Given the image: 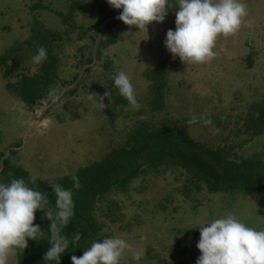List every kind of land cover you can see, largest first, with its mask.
I'll return each instance as SVG.
<instances>
[{
	"label": "rangeland",
	"instance_id": "rangeland-1",
	"mask_svg": "<svg viewBox=\"0 0 264 264\" xmlns=\"http://www.w3.org/2000/svg\"><path fill=\"white\" fill-rule=\"evenodd\" d=\"M39 1L0 0V58L15 47L28 50L26 56H19L18 65L12 61L0 65V151L16 150L9 155L11 162L31 177L53 180L70 175L100 161L110 147L121 145L138 115L132 114L136 110L128 102L106 109L114 91L113 77L126 72L143 106L141 98L151 85L145 74L163 61L165 112L188 128L191 139L218 147L225 136H230L228 143L235 145L237 153L264 157V136L252 139L246 134L229 133L236 116L245 112L247 105L264 102V0H245L246 20L254 21L253 27L245 26L235 35L219 38L215 57L192 66L178 57L173 59L164 47L167 31L175 30V8L167 10L163 23L148 25L145 34L118 20L121 10H114L106 0H77L69 25L59 17H70L69 0ZM178 2L171 1L175 5ZM37 23L60 32L62 39L53 50L59 64L51 92L30 106L10 90L18 76H33L40 70V65L32 62L35 54L25 45ZM108 26L115 43L106 44L100 59L84 74ZM89 95L105 97L104 109L98 108ZM55 96L59 100L54 102ZM205 114L213 125L188 123L193 116ZM148 117L150 114H145L143 119ZM245 140L247 144L239 148ZM185 185V178L174 170L157 174L148 171L134 180L128 191L111 194L97 205L96 217L103 224L106 238L125 239L131 245L120 264L170 261L178 251L180 259L196 264L200 255L196 247L198 228L228 214L264 230V192L228 196L210 194L206 189L197 193L189 188L182 193ZM9 264H15V255L10 256Z\"/></svg>",
	"mask_w": 264,
	"mask_h": 264
},
{
	"label": "trees",
	"instance_id": "trees-1",
	"mask_svg": "<svg viewBox=\"0 0 264 264\" xmlns=\"http://www.w3.org/2000/svg\"><path fill=\"white\" fill-rule=\"evenodd\" d=\"M69 1L71 2L68 6L70 17L67 19L63 14H59L63 24L66 25L72 20L71 16L77 4V0ZM37 6L39 5L35 7ZM108 27L100 37L98 51L88 60L89 66L84 70V74H88L91 71L90 66L98 58L100 59L106 44L115 43L112 30L110 26ZM61 39L62 36L58 31L45 29L38 23L33 27L32 35L25 45L34 54L41 46L45 47L47 59L40 65L37 74L18 76L20 79L17 83L11 85L10 92L24 104L32 106L49 96L57 77L59 64V59L54 55L53 50ZM27 51L23 46L11 49L0 58V65L6 66L8 61L18 65L17 59L20 55L26 56ZM165 66L166 62L163 61L156 69L145 74L151 85L145 96L141 98L143 106L132 113L138 115V121L127 128L121 145L110 147V151L100 161L83 166L75 173L56 177L53 180L36 179L35 184L29 183L30 187L47 192L53 205L55 198L52 195V186L60 184L73 191L74 216L63 232L69 237L79 233L81 239L78 248L70 247L61 257L60 264H71L73 255L81 257L93 241L106 238L103 224L96 217L97 205L111 194L128 191L129 185L148 171H154L155 174L160 171H176L185 178L186 185L182 193H186L189 188L197 193L206 189L210 194L228 196L264 192V157L257 154L247 156L237 153L235 145L228 143L230 136H225L223 145L218 147L195 141L188 135V128L182 127L176 119H172L171 115L165 112L167 105ZM111 86L114 91L109 105L106 106L107 110L124 106L128 102L120 95L116 96L118 90L114 87L113 80ZM145 114H150V117L143 119ZM214 123L217 124L218 121L215 120ZM233 127L234 129L229 132L231 136L242 133L252 139L263 137L264 102L256 101L247 105L246 111L236 116ZM247 142L243 141L238 147L242 148ZM19 146L20 144L13 148ZM15 152L16 150L9 148L4 152L0 151V180L10 182L11 179L22 178L29 182L30 174L11 162L9 155ZM73 175L79 178V187H73ZM49 223L44 218L43 212L35 214L34 224L39 225L41 230L45 231V235L37 242L29 240L24 252L15 255V264H54L43 259L50 246ZM180 254L181 252L178 251L170 261H159L155 264H191L180 259Z\"/></svg>",
	"mask_w": 264,
	"mask_h": 264
},
{
	"label": "clouds",
	"instance_id": "clouds-1",
	"mask_svg": "<svg viewBox=\"0 0 264 264\" xmlns=\"http://www.w3.org/2000/svg\"><path fill=\"white\" fill-rule=\"evenodd\" d=\"M106 3L114 10H121L117 19L124 25L135 26L138 32L145 34L148 25L164 22L169 8L177 9L175 30L167 31L164 47L173 59L178 57L188 66L211 61L216 55L214 48L219 38L235 35L242 27L252 28L254 24L246 20L245 0H179L178 5L171 0H106ZM46 59L47 50L41 46L32 62L41 65ZM113 84L134 110L140 109L135 88L126 72L115 75ZM89 96L98 108L104 109L105 97ZM57 100L58 96L53 97L54 102ZM200 122L213 125L206 114L193 116L188 121L193 125ZM213 130L218 131L214 126ZM36 179L32 176L29 182L22 178L10 182L0 180V264H9L10 256L24 252L29 240L37 242L44 237L45 231L34 224L37 212H43L50 222V246L44 255L45 261L60 264L70 247L78 248L80 234L69 237L63 232L74 216L72 189L60 184L52 186L53 205L47 192L29 186V183L35 184ZM72 180L73 187L80 186L77 176L73 175ZM198 230L200 237L196 247L200 255L196 264H264V230L246 225L235 215L206 221ZM130 247L121 238L93 241L81 257H71V264H120L122 254Z\"/></svg>",
	"mask_w": 264,
	"mask_h": 264
}]
</instances>
